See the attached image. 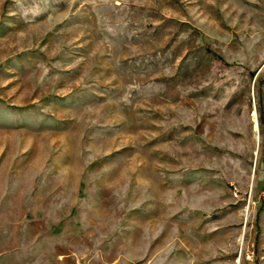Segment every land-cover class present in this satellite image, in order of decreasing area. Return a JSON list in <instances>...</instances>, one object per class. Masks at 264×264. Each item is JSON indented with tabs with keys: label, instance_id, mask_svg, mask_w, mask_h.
I'll return each instance as SVG.
<instances>
[{
	"label": "rangeland",
	"instance_id": "374dc122",
	"mask_svg": "<svg viewBox=\"0 0 264 264\" xmlns=\"http://www.w3.org/2000/svg\"><path fill=\"white\" fill-rule=\"evenodd\" d=\"M0 264H264V0H0Z\"/></svg>",
	"mask_w": 264,
	"mask_h": 264
}]
</instances>
